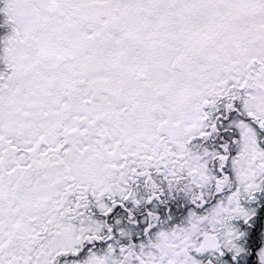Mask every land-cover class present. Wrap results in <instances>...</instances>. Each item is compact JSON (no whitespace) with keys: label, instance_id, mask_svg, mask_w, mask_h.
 Here are the masks:
<instances>
[{"label":"snow or ice","instance_id":"snow-or-ice-1","mask_svg":"<svg viewBox=\"0 0 264 264\" xmlns=\"http://www.w3.org/2000/svg\"><path fill=\"white\" fill-rule=\"evenodd\" d=\"M0 264H264V0H0Z\"/></svg>","mask_w":264,"mask_h":264}]
</instances>
